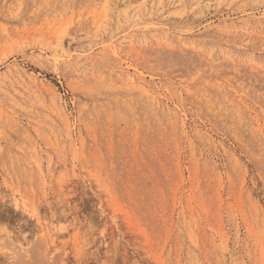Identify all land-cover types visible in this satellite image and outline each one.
Instances as JSON below:
<instances>
[{
  "label": "rangeland",
  "instance_id": "rangeland-1",
  "mask_svg": "<svg viewBox=\"0 0 264 264\" xmlns=\"http://www.w3.org/2000/svg\"><path fill=\"white\" fill-rule=\"evenodd\" d=\"M0 264H264V0H0Z\"/></svg>",
  "mask_w": 264,
  "mask_h": 264
},
{
  "label": "bare ground",
  "instance_id": "bare-ground-1",
  "mask_svg": "<svg viewBox=\"0 0 264 264\" xmlns=\"http://www.w3.org/2000/svg\"><path fill=\"white\" fill-rule=\"evenodd\" d=\"M55 103H57L56 101H55ZM60 105V104H59ZM58 109V108H57ZM62 110V109H61ZM61 112V111H60ZM64 112V111H63ZM64 114V113H63ZM60 115H61V113H60ZM63 116V115H62ZM62 116H60V118H62ZM65 116H66V114H65ZM64 120V119H63ZM66 122V121H65ZM64 124H66V123H64ZM69 125V124H68ZM69 127V126H68ZM66 131V130H65ZM69 132V131H68Z\"/></svg>",
  "mask_w": 264,
  "mask_h": 264
}]
</instances>
